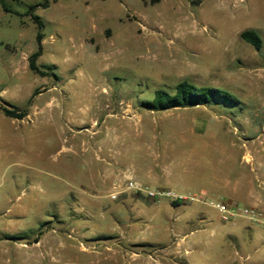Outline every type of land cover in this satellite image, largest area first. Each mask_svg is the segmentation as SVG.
<instances>
[{"label": "rangeland", "instance_id": "374dc122", "mask_svg": "<svg viewBox=\"0 0 264 264\" xmlns=\"http://www.w3.org/2000/svg\"><path fill=\"white\" fill-rule=\"evenodd\" d=\"M4 3L12 12L0 7V264H264V222H226L208 204L264 214L229 198L240 174H262L264 0ZM34 5L46 77L30 69ZM248 29L260 34V51L242 39ZM182 81L240 103L143 106ZM130 180L196 201L148 199L127 189Z\"/></svg>", "mask_w": 264, "mask_h": 264}, {"label": "trees", "instance_id": "16d2710c", "mask_svg": "<svg viewBox=\"0 0 264 264\" xmlns=\"http://www.w3.org/2000/svg\"><path fill=\"white\" fill-rule=\"evenodd\" d=\"M4 1L5 0H0V7H2L5 12H12ZM12 1L21 2L22 0ZM45 2H49V0H45ZM41 6H44V4ZM36 7V5L30 6L27 11V15H30L36 21L39 29L37 33L38 49L30 57V69L35 74L46 77L50 76V73L43 71L37 64L39 57L42 55V41L44 38L42 30L44 25L40 20V17L34 14ZM241 37L244 41L251 44L257 51L262 49L263 40L257 31L252 29L245 30L241 33ZM216 99L223 103H240L239 100L228 91L211 87H198L188 81H182L177 85L174 93H170L165 90H158L155 92L153 99L145 101L143 106L149 110L161 112L178 108L211 106ZM1 110L6 116L11 118L23 119L26 116L24 112L10 110L6 107H1Z\"/></svg>", "mask_w": 264, "mask_h": 264}, {"label": "built area", "instance_id": "2783aa9c", "mask_svg": "<svg viewBox=\"0 0 264 264\" xmlns=\"http://www.w3.org/2000/svg\"><path fill=\"white\" fill-rule=\"evenodd\" d=\"M127 189L133 190L144 197L156 201H160L163 199H171L177 202H193L196 201L194 197H189L186 195H182L176 193L171 190H162V189H152L150 187H144L139 185L138 183L130 180L127 183ZM120 196V192L111 195L113 200L118 199ZM212 208L216 209L221 216L223 221H232L235 218L243 217L247 218L251 221H259L264 222V214L257 208H251L246 206H241L236 202H222V201H210L208 203Z\"/></svg>", "mask_w": 264, "mask_h": 264}, {"label": "crops", "instance_id": "0c3cea01", "mask_svg": "<svg viewBox=\"0 0 264 264\" xmlns=\"http://www.w3.org/2000/svg\"><path fill=\"white\" fill-rule=\"evenodd\" d=\"M252 149L250 151V154L246 155V158L250 160L252 163L254 159V153ZM256 153L260 156V165L259 167L255 165L254 168L258 167L259 169H262V174L260 173L261 171L259 170L258 173H256L254 177L253 174V169H250L249 172H244L240 174V180L241 184L237 183L235 185H231L230 183V189H229V198H236L238 200H243L248 204H255V205H261L264 208V138L260 137L259 138V145L256 147ZM248 156V157H247ZM250 156V157H249ZM252 168V167H251ZM255 178H257L258 181L262 183V187L260 190L252 187L254 184ZM225 197V196H224Z\"/></svg>", "mask_w": 264, "mask_h": 264}]
</instances>
